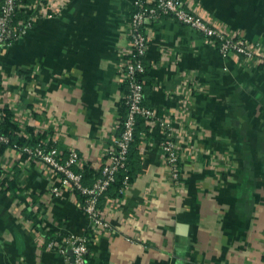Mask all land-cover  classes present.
I'll return each instance as SVG.
<instances>
[{
	"label": "crops",
	"instance_id": "0c3cea01",
	"mask_svg": "<svg viewBox=\"0 0 264 264\" xmlns=\"http://www.w3.org/2000/svg\"><path fill=\"white\" fill-rule=\"evenodd\" d=\"M21 2L32 24L0 50V105H11L28 135L27 126L46 132L65 159L74 150L83 169L98 171L120 130L119 67L136 0ZM188 3L231 36L259 42L264 60V0ZM145 31V105L154 115L141 135L135 180L105 198L110 228L90 238L89 263L264 264V62L223 56L169 17ZM163 121L180 139L179 184L162 156ZM82 206L59 174L6 149L0 264H73L48 244L92 230Z\"/></svg>",
	"mask_w": 264,
	"mask_h": 264
},
{
	"label": "built area",
	"instance_id": "2783aa9c",
	"mask_svg": "<svg viewBox=\"0 0 264 264\" xmlns=\"http://www.w3.org/2000/svg\"><path fill=\"white\" fill-rule=\"evenodd\" d=\"M23 8L21 0H0V50L25 34L30 28L31 18L21 19L14 23L17 11ZM162 15H171L173 20L199 31L208 42L216 44L223 56L238 55L247 60L257 58L264 62L262 58L263 49L259 42L231 36L207 22L190 9L188 0H136L128 23L129 46L119 67L121 79L128 80L130 83V91L125 96L128 113L124 121L118 120L120 133L106 148V158L100 169L102 177L92 186H85L82 182L83 174L80 171L83 169L84 159L74 150H69L65 159V152L57 146L51 137L41 139L34 145L15 144L11 147L19 156L26 155L27 159L41 163L49 171L59 174L63 185L85 195L82 208L92 222L93 232L78 236L66 235L60 240L52 238L48 244L49 248L65 256L72 250L73 264H88L86 255L90 238L94 234L102 233L110 228L105 212L99 206V199L111 183L115 181L119 170L126 166L130 144L134 140L138 116H144L151 120L154 115L151 109L142 104L144 82L138 80V74L145 71L144 58L149 45L148 35L142 31V28L146 24L159 19ZM9 106L11 110L12 107ZM5 116V107L0 105V118ZM14 120L18 121L17 116ZM19 122V136L28 138L26 123L20 119ZM162 125L165 129V136L161 143L162 156L170 172L171 179L179 184L182 171L180 139L169 124L163 121ZM7 144H10V137L0 133V150ZM74 166L80 167L79 171H76ZM53 191L59 193L57 187L53 188Z\"/></svg>",
	"mask_w": 264,
	"mask_h": 264
},
{
	"label": "trees",
	"instance_id": "16d2710c",
	"mask_svg": "<svg viewBox=\"0 0 264 264\" xmlns=\"http://www.w3.org/2000/svg\"><path fill=\"white\" fill-rule=\"evenodd\" d=\"M30 15L28 13H24L21 9L17 11V14L14 17V23L18 22L21 19H28ZM164 17H169L172 18L170 15H162L159 19L154 20L150 23H153L155 21H158ZM150 23L146 24L143 28L142 31L146 33L145 28L147 25ZM145 64V61H144ZM147 72V66L145 64V71L141 72L138 74V80L144 82V98H143V106L146 107L145 105V87H146V76ZM28 78H30L29 72L25 71V74ZM123 87V92L124 96L120 100L118 104V117L122 121H124L125 117L127 116L128 113V105L126 103V98L125 96L129 93L130 91V83L125 81L122 85ZM26 107H31V105L26 104ZM6 111V116L4 118H0V133L6 134L7 136L10 137V144L4 145L1 150H0V156H2L5 152L6 149L11 148L13 145H23V144H37L39 140L46 138V132L44 134H34V127L27 126V132L29 133L28 138H24L23 136H19L18 132L20 131L19 123L14 120L15 112L9 110V108H5ZM146 121L148 119L144 116H138L137 118V123H136V129H135V134H134V140L130 144L129 152H128V159L125 168L119 170V172L116 174L115 181L111 183V185L108 187L106 192L100 197L99 199V206L103 210L104 207V201L107 196H121L123 193V189L126 187L127 184L132 183L135 180L136 174L140 169V154H139V146L141 143V135L143 133L148 132V127L146 125ZM121 130V129H120ZM119 130V133H120ZM48 135V134H47ZM22 158H27L26 155H23ZM83 174V184L85 186H92L99 178L102 177V171L101 170H94L93 168L89 167V165L85 166L84 169L80 170ZM78 196L80 197L82 204H84L85 200V195H83L81 192L76 191ZM104 211V210H103ZM93 230L89 231L88 233H92ZM64 235L61 236L63 238ZM60 238V239H61ZM88 254L89 251L86 255V259L89 263L88 260Z\"/></svg>",
	"mask_w": 264,
	"mask_h": 264
},
{
	"label": "water",
	"instance_id": "95a60500",
	"mask_svg": "<svg viewBox=\"0 0 264 264\" xmlns=\"http://www.w3.org/2000/svg\"><path fill=\"white\" fill-rule=\"evenodd\" d=\"M69 254H70L71 256H73V252H72V250L69 251Z\"/></svg>",
	"mask_w": 264,
	"mask_h": 264
}]
</instances>
